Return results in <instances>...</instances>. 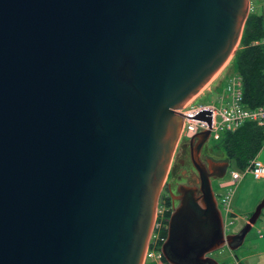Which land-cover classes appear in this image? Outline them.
Returning <instances> with one entry per match:
<instances>
[{"label": "water", "instance_id": "obj_1", "mask_svg": "<svg viewBox=\"0 0 264 264\" xmlns=\"http://www.w3.org/2000/svg\"><path fill=\"white\" fill-rule=\"evenodd\" d=\"M249 0H0V264H144L186 107L234 54ZM196 119L210 136L211 112ZM179 185L166 264H219L225 235L199 158ZM215 169V172L213 171Z\"/></svg>", "mask_w": 264, "mask_h": 264}, {"label": "built area", "instance_id": "obj_2", "mask_svg": "<svg viewBox=\"0 0 264 264\" xmlns=\"http://www.w3.org/2000/svg\"><path fill=\"white\" fill-rule=\"evenodd\" d=\"M242 98V83L237 76L229 79L223 92L217 95L215 104H198L194 98L186 107L177 110L183 121L179 140L188 143L196 134L208 130L205 121L195 118L203 111L211 112L209 137L213 141H217L225 132L236 131L245 122H253L264 128V105L249 109L244 106ZM246 175H251L255 180H264V165L254 158L243 170L232 171L229 179L220 184L223 193L217 201V207L221 214L225 235L232 224L229 220L234 217L233 199L236 189ZM166 211L167 208L164 205L156 209L152 232L144 254V262L150 259L159 264L163 263L161 246L165 239L161 236V231L165 225Z\"/></svg>", "mask_w": 264, "mask_h": 264}, {"label": "trees", "instance_id": "obj_3", "mask_svg": "<svg viewBox=\"0 0 264 264\" xmlns=\"http://www.w3.org/2000/svg\"><path fill=\"white\" fill-rule=\"evenodd\" d=\"M231 65L234 76L242 83L244 106L254 109L264 105V21L260 13L249 11ZM263 145L264 128L253 122H245L236 131L221 134L215 143L224 160L233 163L235 170H243L256 158ZM162 204L167 211L161 236L166 239L167 223L172 212L170 198L164 197ZM162 262L166 264L164 259Z\"/></svg>", "mask_w": 264, "mask_h": 264}, {"label": "rangeland", "instance_id": "obj_4", "mask_svg": "<svg viewBox=\"0 0 264 264\" xmlns=\"http://www.w3.org/2000/svg\"><path fill=\"white\" fill-rule=\"evenodd\" d=\"M249 1H250V9L254 12H257V6L255 3V0H249ZM237 49H238V46L236 50ZM234 54L224 64V66L219 71V73L195 97L196 103L203 104V105H208V104H213V103L215 104L216 98L218 95L217 94L218 87H214L215 83L213 82H216V80H218L217 78L221 72H224L227 78H231L234 76L233 68L231 65ZM215 143L216 141H213L211 139V142H209V144L206 147L207 149L205 150V153L209 156L210 160L215 161V160L222 159L223 161H225L222 153L215 147ZM182 144L183 142H181L180 140H178L176 143L172 161H171V164H170V167H169V170H168L165 182H164L165 184L166 181L168 180L169 182L173 183V188L170 191L165 190L164 191L165 195L168 192L172 193L173 195H176V189L179 185H196L198 183L197 177L195 178V181L190 180V179H187V180L177 179L176 181L173 177L171 178L170 176L173 170L178 171L179 169L174 165V162H175L174 160H175V156L178 155L179 148L181 147ZM234 170H235L234 164L230 163L227 168L226 174L222 179L211 181V186H212V189H213V192H214V195L217 201L219 200L220 196L223 193V191L220 189L221 182L227 181L229 179L230 173ZM242 185L243 187L241 190L236 189L237 191L233 199V209L235 206L236 199H237L239 206L244 205L246 202L251 203L253 199L252 196H254V199H255V197L259 195L258 193L261 191V189L262 190L264 189V180H255L251 175H246L244 179L239 183L238 186L241 187ZM162 194L160 193L159 195L158 204H157L158 208H160V206L163 205L162 200L164 197L162 196ZM263 198H264V194L261 197L260 201L257 203V205L262 201ZM173 205L176 206L177 202H173ZM229 221L232 222V224L228 228L227 235L235 234L239 232L240 229L242 228V223L236 217L231 218ZM260 236L264 237V208L261 212L259 219L252 226L250 232L247 234L242 246H240L238 249L234 251H231L229 250L227 246H224L220 248L219 250L208 254V256L216 260L219 264H238V262H242V264H253L257 260H259V258L254 257V255L257 250L256 248L257 241L261 238ZM248 262H252V263H248ZM144 264H159V263L148 259V260H145Z\"/></svg>", "mask_w": 264, "mask_h": 264}, {"label": "flooded vegetation", "instance_id": "obj_5", "mask_svg": "<svg viewBox=\"0 0 264 264\" xmlns=\"http://www.w3.org/2000/svg\"><path fill=\"white\" fill-rule=\"evenodd\" d=\"M209 142H211L210 137L207 138L206 140L202 141L199 140L197 138H195L193 140V143L191 144V140L188 143H183L181 145V147L179 148L178 151V155L175 156V162L174 165L180 169H178V171L173 170L172 173L170 174L171 178L173 177L176 181L177 179L179 180H194L197 177L198 179V175L197 172L195 171L192 163H191V148L192 147H200V151H199V158L200 161L203 165H205L206 168H208V161H213L209 159V156L205 153V150L207 149V145L209 144ZM213 162L216 163H222L223 160H215ZM190 167V168H189ZM184 171V172H183ZM213 171L215 172V169H213ZM213 181V179H212ZM196 184V183H195ZM173 188V183L169 182L168 180L166 181V183L164 184V186L162 187L161 190V194L163 197H169L170 198V192H168L166 195L164 194L165 190L170 191ZM170 202L173 208V202L170 198Z\"/></svg>", "mask_w": 264, "mask_h": 264}, {"label": "crops", "instance_id": "obj_6", "mask_svg": "<svg viewBox=\"0 0 264 264\" xmlns=\"http://www.w3.org/2000/svg\"><path fill=\"white\" fill-rule=\"evenodd\" d=\"M255 3H256V6H257V13H260L263 16V21H264V2L255 1ZM217 79L218 80H216V82H213V83H215L214 87H218L217 94H219V93L223 92V90L226 87L227 82L229 81L230 78H227L226 74L224 72H221ZM256 158L264 165V145H263L261 151L256 156ZM242 187H243V185L241 187L238 186L237 190L238 189L241 190ZM258 194L259 195H257L255 197V199H254V196H252L253 199H252L251 203L246 202L244 205H241V206L238 205V202H237V199H236L235 206H234V209H233V211H234V217L233 218L236 217L242 223V227L247 223L248 218L253 213L257 203L260 201L261 197L263 196L264 189L263 190L261 189V191ZM256 248H257V250L255 252L254 257H258L259 260H257L253 264H264V237H261L257 241ZM248 263H252V262H248ZM238 264H242V262H238Z\"/></svg>", "mask_w": 264, "mask_h": 264}, {"label": "bare ground", "instance_id": "obj_7", "mask_svg": "<svg viewBox=\"0 0 264 264\" xmlns=\"http://www.w3.org/2000/svg\"><path fill=\"white\" fill-rule=\"evenodd\" d=\"M179 114V113H178ZM180 115V114H179ZM181 116V115H180ZM196 118V117H195ZM178 140H179V138H178Z\"/></svg>", "mask_w": 264, "mask_h": 264}]
</instances>
